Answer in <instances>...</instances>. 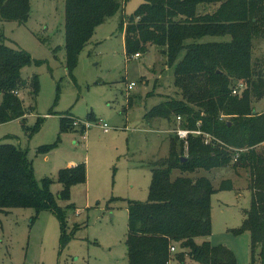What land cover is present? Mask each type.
<instances>
[{"label": "rangeland", "instance_id": "rangeland-1", "mask_svg": "<svg viewBox=\"0 0 264 264\" xmlns=\"http://www.w3.org/2000/svg\"><path fill=\"white\" fill-rule=\"evenodd\" d=\"M118 1L120 11L97 28L70 70L65 0H31L26 23H0L6 44L32 60L21 71L29 86L17 93L28 115L24 121L0 125V142L27 152L40 185L43 179L52 181L50 190L58 206L67 211V235L71 236L62 247L61 222L49 210L0 213V264H129V203L149 201L152 162L169 157L170 140L183 128H178V119L147 120V113L168 97L180 98L174 85L175 69L167 66L166 56L156 47L141 58L128 59L121 24L146 0ZM252 61L264 73V39L254 42ZM34 79L39 84L36 97L30 85ZM132 83L135 86L129 90ZM2 100L0 94V104ZM252 105L255 112L263 113L264 97ZM67 116L79 126L65 132L62 118ZM101 123L108 124V133ZM182 142L186 146L187 140L180 139L179 153ZM257 149L262 151L264 144ZM80 164L86 167V182L72 187L69 200H61L60 171ZM195 176L210 179L216 190L211 199L212 234L196 242L229 249L238 264H261L250 233H235L243 228L251 208L249 171L217 168ZM227 181L232 187L223 189ZM174 246L170 264H202Z\"/></svg>", "mask_w": 264, "mask_h": 264}, {"label": "trees", "instance_id": "trees-1", "mask_svg": "<svg viewBox=\"0 0 264 264\" xmlns=\"http://www.w3.org/2000/svg\"><path fill=\"white\" fill-rule=\"evenodd\" d=\"M65 4L70 70L97 28L114 17L121 4L118 0H65ZM30 14L31 0H0V23L24 24ZM121 28L128 59L141 58L156 47L166 56L167 66L175 69L180 98L168 97L147 113V120L180 117L178 128L200 132L190 134L186 146L181 143L180 153L179 137L170 140L169 157L152 162L149 201L129 203L128 263L170 264V248L178 245L195 262L238 264L229 249L196 242L212 234L211 199L216 190L210 179L195 174L232 167L249 171L252 193L243 228L235 233H250L253 252L259 249L264 264V149H257L264 144V112L258 114L252 105L264 97V73L252 61L254 42L264 39V0H146ZM225 37L231 40L205 41ZM31 62L27 53L8 46L0 33V125L24 121L28 115L17 93L29 86L21 71ZM240 84L246 87L235 95ZM30 85L36 97L38 81ZM75 123L71 116L62 118V131L72 130ZM182 158L187 161L182 163ZM176 171L179 175L174 177ZM86 180L84 164L62 169L59 198L69 200L72 187ZM51 184L49 179L39 184L27 152L0 142V213L53 212L61 222L64 247L71 239L68 214L58 206ZM231 187L230 181L222 184L223 189Z\"/></svg>", "mask_w": 264, "mask_h": 264}, {"label": "built area", "instance_id": "built-area-1", "mask_svg": "<svg viewBox=\"0 0 264 264\" xmlns=\"http://www.w3.org/2000/svg\"><path fill=\"white\" fill-rule=\"evenodd\" d=\"M135 57H136V58H139L140 55H136ZM134 86H135L134 83L130 84V85H129V90H131ZM244 88H245V85H244V84H240L238 88L234 89L233 93H234L235 95H237V94H239L240 91L243 90ZM178 121H181V118H180V117L178 118ZM75 126H76V127L79 126V123L76 122V123H75ZM101 128L104 130L105 133H108L109 130H110L108 124H106V123H103V124L101 123ZM176 134H177V136H178L180 139H185V140H187V139H188V136H189L190 134H193V135H200V132H193V131H189V130H186V129H178ZM171 251H172V252H175V251H176V247H172V248H171Z\"/></svg>", "mask_w": 264, "mask_h": 264}, {"label": "water", "instance_id": "water-1", "mask_svg": "<svg viewBox=\"0 0 264 264\" xmlns=\"http://www.w3.org/2000/svg\"><path fill=\"white\" fill-rule=\"evenodd\" d=\"M186 161H187V158H182V159H181V162H182V163H184V162H186Z\"/></svg>", "mask_w": 264, "mask_h": 264}]
</instances>
